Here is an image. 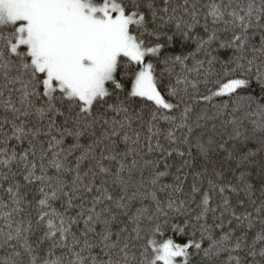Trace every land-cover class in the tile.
Segmentation results:
<instances>
[{"label":"snow or ice","instance_id":"snow-or-ice-1","mask_svg":"<svg viewBox=\"0 0 264 264\" xmlns=\"http://www.w3.org/2000/svg\"><path fill=\"white\" fill-rule=\"evenodd\" d=\"M0 264H264V0H0Z\"/></svg>","mask_w":264,"mask_h":264}]
</instances>
